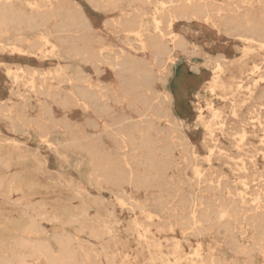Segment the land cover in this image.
<instances>
[{
	"label": "rangeland",
	"instance_id": "374dc122",
	"mask_svg": "<svg viewBox=\"0 0 264 264\" xmlns=\"http://www.w3.org/2000/svg\"><path fill=\"white\" fill-rule=\"evenodd\" d=\"M5 1L31 19L0 29V264H264V0H205L191 18L179 10L196 0ZM126 17L160 30L170 57ZM126 59L149 69L145 85Z\"/></svg>",
	"mask_w": 264,
	"mask_h": 264
},
{
	"label": "bare ground",
	"instance_id": "6f19581e",
	"mask_svg": "<svg viewBox=\"0 0 264 264\" xmlns=\"http://www.w3.org/2000/svg\"><path fill=\"white\" fill-rule=\"evenodd\" d=\"M35 1V0H34ZM53 1H55V0H53ZM46 2H48V3H51L52 2V0H46ZM57 2V1H56ZM66 2V1H65ZM74 2V1H73ZM113 2L114 1H112V0H93V4H94V6L98 9L99 8V6L100 5H102L103 7H105V8H107V6H112L113 7ZM37 3V2H36ZM44 3V2H43ZM76 3V2H75ZM161 3V2H160ZM172 3V2H171ZM180 3V2H179ZM183 3H184V1H183ZM205 3H206V1L205 0H196L195 2H193V3H190V4H185L182 8H180V10L179 11H186V12H184L183 14H186V17H187V15L190 17V16H201V14L203 15V11L204 12H206L207 11V9H206V7H205ZM181 4V3H180ZM31 5V4H30ZM40 5V4H39ZM173 5V4H172ZM212 5V4H211ZM45 6V5H44ZM129 6V5H128ZM154 7V6H153ZM219 7V6H218ZM38 7L36 6H32V8H31V11H34L35 9H37ZM78 8V7H77ZM48 9V8H47ZM156 9V8H155ZM165 9H167V8H165ZM99 10V9H98ZM212 10V9H211ZM262 10H264V9H262ZM48 11H65V13H66V11H70V14H72L71 13V11H74V10H72L70 7H68V6H66V5H61V4H58L56 7H54V8H51L50 10H48ZM155 11V10H154ZM168 11H172L171 9H168ZM76 12V11H75ZM138 12V11H137ZM157 12V11H156ZM50 13V12H49ZM62 13V12H61ZM60 13V14H61ZM131 13V12H130ZM158 13V12H157ZM207 13H209V12H207ZM44 14V13H43ZM78 14V13H77ZM77 14H75V15H77ZM124 14V13H123ZM162 14V13H161ZM52 15V14H51ZM62 15V14H61ZM79 15V14H78ZM128 15V14H127ZM141 15V14H140ZM145 15V14H144ZM45 16H47V15H44V16H42L41 17V19H42V21H44L43 19L45 18ZM137 16V15H136ZM56 17V16H55ZM60 17V16H59ZM121 17V16H120ZM125 17V16H124ZM169 17H170V15H169ZM174 18H175V16H173ZM230 17V16H229ZM22 18H24V20L26 19L27 21L28 20H30L31 18L29 17V15H26L25 13H23L22 12V10L21 9H16L15 7H13V5H12V3L11 2H8V1H1L0 2V29L2 28V27H5L6 25H8V23H10V22H12V21H16V22H20L21 20H22ZM50 17H48V19H49ZM61 18H63V17H61ZM71 18H72V16L71 15H69V14H66V15H64V18H63V20H64V22L65 21H68V20H71ZM74 18H76V17H74ZM191 18V17H190ZM33 19V18H32ZM52 19V18H51ZM56 19V18H55ZM54 19V20H55ZM82 19V18H81ZM121 19V18H120ZM219 19V18H218ZM45 20H46V18H45ZM73 20V19H72ZM154 20V19H153ZM175 20V19H174ZM223 20V19H222ZM46 21H48V20H46ZM49 21H51V20H49ZM57 21V20H56ZM143 21V20H142ZM231 21V20H230ZM80 22V21H79ZM109 22V21H108ZM160 22V21H159ZM169 22V21H168ZM40 23V22H39ZM38 23V24H39ZM74 23V22H73ZM77 23V22H76ZM120 23V22H119ZM157 23V22H156ZM210 23H212V22H210ZM32 24H33V22H32ZM35 24V23H34ZM47 24H48V22H47ZM55 24H56V22H55ZM66 24V23H65ZM67 24H72L71 22L70 23H67ZM83 24V23H82ZM121 24L123 25V27H124V29L127 31V32H129V33H131L132 35H134L137 39H138V41H140L142 44H143V46L144 47H146V46H148V47H150V45L151 46H153L154 47V52L156 53V55L158 56V55H166V56H169L170 57V53H171V51H172V47H170V46H168L167 44H165L164 43V41H163V39H162V34H161V32H160V30H157V32L155 33V34H153V35H151L150 36V32L145 28V26L144 25H146V24H142L141 23V21H139L138 19H136V18H133V17H126V18H124L123 20H122V22H121ZM160 24V23H159ZM43 25V24H42ZM46 25V24H45ZM62 26H63V24H62ZM69 25H67V27H68ZM73 26V25H72ZM255 26V25H254ZM60 27V26H59ZM85 27H87V26H85ZM150 27V26H149ZM154 27V26H153ZM46 28V27H45ZM75 28H76V26H75ZM148 28V27H147ZM231 28V27H230ZM43 29V28H42ZM73 29V28H72ZM123 29V28H122ZM157 29V28H156ZM217 29V28H216ZM237 29V28H236ZM63 30V29H62ZM65 30V29H64ZM68 30V29H67ZM82 29H80V31H81ZM84 30V29H83ZM86 30V29H85ZM91 30V29H90ZM79 31V30H78ZM89 31V30H88ZM125 32V31H124ZM231 32H233V30L231 31ZM253 31H251V33H252ZM42 33V32H41ZM75 33V32H74ZM78 33V32H77ZM85 33V32H84ZM220 33V32H219ZM242 33V32H241ZM89 34V33H88ZM92 34V33H91ZM113 34V33H112ZM257 34V33H256ZM74 35H76V34H74ZM86 35V37L85 38H87V34H85ZM50 36H51V34H50ZM49 36V37H50ZM77 36V35H76ZM179 36V35H178ZM259 36V35H258ZM256 37V36H255ZM45 38V37H44ZM236 38V37H235ZM240 38H243V39H245V40H247V41H252L253 39V37H240ZM46 39H47V37H46ZM53 39V38H52ZM60 39V38H59ZM83 39V38H82ZM81 39V40H82ZM173 39V38H172ZM68 40V39H67ZM80 40V41H81ZM84 40V39H83ZM87 40V39H86ZM103 40V39H102ZM260 40V39H259ZM14 41V40H13ZM38 41V40H37ZM48 41V40H47ZM74 41V40H73ZM258 41V40H257ZM257 41H256V43H257ZM128 42V41H127ZM262 42V44H263V41H261ZM9 43V42H8ZM72 43V42H71ZM177 43V42H176ZM182 43H184V41L182 42ZM7 44V43H6ZM13 44V43H12ZM130 44V43H129ZM10 45V44H9ZM127 45V44H126ZM179 45V44H178ZM183 45V44H182ZM54 46V45H53ZM78 46V45H77ZM131 46V45H130ZM137 46V45H136ZM174 46V45H173ZM179 47H180V45H179ZM182 47H184V46H182ZM193 47H195V46H193ZM8 48V47H7ZM61 48V47H60ZM86 48V47H85ZM87 48H88V46H87ZM90 48V47H89ZM104 48H106V47H104ZM104 48H103V50H104ZM110 48V47H109ZM133 48V47H132ZM75 49V48H74ZM88 50V49H87ZM90 50V49H89ZM109 51L107 48L105 49V51ZM121 50V49H120ZM134 50V49H133ZM58 51V50H57ZM75 51V50H74ZM86 51V50H85ZM91 51V50H90ZM90 51H88V52H90ZM105 51L103 52L104 54H105ZM81 52V51H80ZM83 52H84V50H83ZM112 52V51H111ZM122 52V51H121ZM195 52H198V51H195ZM77 53V52H76ZM82 53V52H81ZM86 53V52H85ZM100 53H101V51H100ZM108 53V52H107ZM75 54V53H74ZM79 54V53H78ZM110 54H113V53H110ZM193 54H194V52H193ZM200 54V53H199ZM101 55V54H100ZM114 55V54H113ZM37 56V55H36ZM68 56V55H67ZM83 56V55H82ZM98 56V55H97ZM124 56V55H123ZM194 56H196V54L195 55H193V57ZM197 56H198V54H197ZM221 56V55H220ZM40 57V56H39ZM105 57H106V55H105ZM212 57V56H211ZM219 57V56H218ZM223 57V56H222ZM225 57V56H224ZM77 58H79V57H77ZM82 58V57H81ZM103 58V57H102ZM117 58V57H116ZM115 58V59H116ZM130 58V57H129ZM175 58V57H174ZM205 58H207V57H205ZM215 58V57H214ZM61 59V58H60ZM218 59V58H217ZM220 59V58H219ZM225 59V58H224ZM78 60V59H77ZM86 60V59H85ZM84 60V61H85ZM94 60H96V59H94ZM105 60V59H104ZM117 60V59H116ZM205 60V59H204ZM211 60V58L209 59V61ZM214 60H216V59H214ZM223 60V59H222ZM92 61V60H91ZM212 61V60H211ZM219 61V60H218ZM98 62V61H97ZM108 62V61H107ZM136 62V61H135ZM82 63V62H81ZM85 63H87L86 61H85ZM165 63V62H164ZM214 63V62H213ZM227 63V62H226ZM101 64V63H100ZM105 64V63H104ZM108 63H106V65H107ZM122 69H123V71H127V72H129L132 76L133 75H140V77H141V80H143L144 78H145V81L143 82V85H145L146 84V79H148L149 78V76H150V71H149V69H146V68H142V67H138V66H135L136 64H134L131 60H128V59H126V60H124V61H122ZM142 64V63H141ZM144 64V63H143ZM202 64H204V63H202ZM211 64V63H210ZM87 65V64H86ZM221 65V64H220ZM227 65V64H226ZM225 65V66H226ZM204 66V65H203ZM224 66V65H223ZM61 67V66H60ZM219 67V65H217L216 66V68H218ZM78 69V68H77ZM208 69V68H207ZM66 70V69H65ZM64 70V71H65ZM79 70H80V68H79ZM61 71V70H60ZM59 71V72H60ZM63 71V70H62ZM81 71H82V69H81ZM55 72H56V69H55ZM55 72H54V74H55ZM58 72V73H59ZM50 73H51V71H50ZM57 73V72H56ZM78 73V72H77ZM84 73V72H83ZM42 74V73H41ZM40 74V75H41ZM68 74V73H67ZM80 74V73H79ZM160 74V73H159ZM252 74V73H251ZM12 75V74H11ZM59 75V74H58ZM80 75H82V72H81V74ZM84 75H86V74H84ZM83 75V76H84ZM231 75H233V74H231ZM14 76H15V74H14ZM32 76H36V75H32ZM31 76V77H32ZM38 76V75H37ZM54 76H56V74L55 75H53V77ZM83 76H81V77H83ZM87 76V75H86ZM97 76V75H96ZM167 76V75H166ZM252 76V75H251ZM262 76V75H261ZM52 77V76H51ZM59 77V76H58ZM139 77V76H138ZM41 78H44V77H41ZM46 78V77H45ZM68 78V77H67ZM251 78V77H250ZM262 78V77H261ZM39 79H40V77H39ZM57 79V78H56ZM216 79H217V77H215V79H213V83L215 84L216 83ZM249 79V78H248ZM47 80V79H46ZM83 80H84V78H83ZM83 80H81V82L83 81ZM86 80V79H85ZM85 80H84V83H85ZM88 80V79H87ZM249 80H251V79H249ZM50 81V80H49ZM48 81V82H49ZM72 81H73V79H72ZM40 82V81H39ZM81 82H80V84H81ZM87 82V81H86ZM91 82V81H90ZM137 82V81H136ZM24 83V82H23ZM33 83V82H32ZM45 83V82H44ZM69 83H70V81H69ZM98 83V82H97ZM132 83V82H131ZM48 84V83H47ZM71 84H72V82H71ZM128 84V83H127ZM40 85H42V84H40ZM73 85V84H72ZM87 85V84H86ZM77 86V85H76ZM87 86H89V85H87ZM91 86V85H90ZM99 86V85H98ZM103 86H104V84H103ZM108 86V85H107ZM33 87V86H32ZM42 87V86H41ZM73 87V86H72ZM86 87V86H85ZM92 87H93V85H92ZM99 87H101V85L99 86ZM109 87V86H108ZM142 87V86H141ZM152 87V86H151ZM28 88V87H27ZM145 88H146V86H145ZM19 89V88H18ZM88 89V88H87ZM87 89H85V90H87ZM90 89H91V87H90ZM102 89H103V87H102ZM106 89H107V87H106ZM137 89V88H136ZM263 89V88H262ZM34 90V89H33ZM32 90V91H33ZM36 90V89H35ZM42 90H43V88H42ZM78 90V89H77ZM85 90H82L83 92L85 91ZM97 90H98V87H97ZM105 90V89H104ZM109 90V89H108ZM133 90V89H132ZM125 91V90H124ZM141 91V90H140ZM152 91V90H151ZM260 91V90H259ZM49 92V91H48ZM51 92V91H50ZM55 92V91H54ZM59 92V91H58ZM62 92H64V91H62ZM79 92V91H78ZM90 92H92V90H90ZM153 92V91H152ZM255 92V91H254ZM261 92V91H260ZM38 93V92H37ZM36 93V94H37ZM41 93V92H40ZM61 93V92H60ZM69 93V92H68ZM101 93H103V90H102V92ZM100 93V94H101ZM108 93V92H107ZM136 93V92H135ZM23 94V93H22ZM49 95H50V93H48ZM71 94V93H70ZM69 94V95H70ZM84 94V93H83ZM104 94V93H103ZM112 94V93H111ZM21 95V94H20ZM34 95V94H33ZM66 95V94H65ZM68 95V94H67ZM74 95V94H73ZM132 95V94H131ZM169 95V94H168ZM258 95V94H257ZM30 96H31V94H30ZM43 96V95H42ZM71 96V95H70ZM75 96V95H74ZM85 96H86V94H85ZM87 96H88V94H87ZM95 96H97V94L95 95ZM94 96V97H95ZM100 96V95H99ZM103 96V95H102ZM105 96V95H104ZM107 96V95H106ZM109 96V95H108ZM149 96V95H148ZM151 96V95H150ZM156 96V95H155ZM251 96V95H250ZM260 96V95H259ZM36 97V96H35ZM81 97H83V95L81 96ZM80 97V98H81ZM89 97H90V95H89ZM94 97H93V99L92 100H94ZM116 97V96H115ZM114 97V98H115ZM75 98V97H74ZM73 98V99H74ZM85 98V97H84ZM83 98V99H84ZM113 98V97H112ZM155 98V97H154ZM261 98H262V96H261ZM22 100H23V98H21ZM50 99V98H49ZM70 98H68V100H69ZM76 99H78V98H76ZM95 99H96V97H95ZM98 99V98H97ZM100 99V98H99ZM103 99V98H102ZM147 99V98H146ZM263 99H264V97H263ZM263 99H260V101L262 100L263 101ZM41 100V99H40ZM67 100V99H66ZM82 100V99H81ZM106 100V99H105ZM118 100V99H117ZM151 100V99H150ZM168 100V99H167ZM173 100V99H172ZM24 101V100H23ZM74 101V100H73ZM83 101V100H82ZM99 101H101V99L99 100ZM107 101V100H106ZM109 102H110V100H108ZM253 101H255V100H253ZM252 101V102H253ZM259 101V102H260ZM62 102V101H61ZM70 102L71 101H69V104H70ZM102 102H103V100H102ZM147 102V101H146ZM152 102V101H151ZM35 103V102H34ZM45 103V102H44ZM65 104H66V102H64ZM83 103V102H82ZM89 103H91V102H89ZM99 103V102H98ZM148 103V102H147ZM40 104H41V102H40ZM76 104V103H75ZM79 104V103H78ZM84 105H85V103H83ZM252 104V103H251ZM36 105V104H35ZM49 105V104H48ZM73 105V104H72ZM77 105V104H76ZM76 105H75V108H76ZM82 105V104H81ZM87 105V104H86ZM85 105V106H86ZM257 105V104H256ZM70 106V105H69ZM80 106V105H79ZM84 106V108H86ZM173 106V105H172ZM240 106V105H239ZM35 107V106H34ZM62 107V106H61ZM67 107H68V105H67ZM237 107V106H236ZM250 107V106H249ZM69 108V107H68ZM83 108V109H84ZM97 108V107H96ZM104 108V107H103ZM103 108H101V109H103ZM106 108V107H105ZM109 108V107H108ZM255 108V107H254ZM257 108H259V106L257 107ZM0 109H1V107H0ZM12 109V108H11ZM52 109V108H51ZM82 109V110H83ZM113 109V108H112ZM256 109V108H255ZM88 110V109H87ZM100 110V109H99ZM107 111L106 112H108L109 110L108 109H106ZM168 110V106H166L165 108H164V111H167ZM24 111V110H23ZM53 111V110H52ZM105 111V110H104ZM7 112V111H6ZM103 112V110L101 111V113ZM251 112V111H250ZM249 112V113H250ZM256 112V111H255ZM17 113V112H16ZM15 113V114H16ZM105 113V112H104ZM110 113H112V112H110ZM154 113V112H153ZM167 113V112H166ZM49 114V113H48ZM45 115V114H44ZM52 115H53V113H52ZM109 115V114H108ZM223 115V114H222ZM261 115V114H260ZM259 115V116H260ZM54 116V115H53ZM164 116V115H163ZM26 117H28V116H26ZM115 117V116H114ZM229 117V116H228ZM240 117V116H239ZM251 117V116H250ZM261 117V116H260ZM17 118V117H16ZM24 118V117H23ZM126 118V117H125ZM225 118V117H224ZM223 118V119H224ZM52 119H53V117H52ZM229 119H231V118H229ZM263 119V118H262ZM23 120V119H22ZM124 120V119H123ZM159 120V119H158ZM176 120V119H175ZM246 120V119H245ZM244 120V121H245ZM249 120V119H248ZM264 120V119H263ZM25 121V120H24ZM37 121V120H36ZM238 121V120H237ZM240 121V120H239ZM29 122V121H28ZM34 122V121H33ZM33 122H32V124H33ZM38 122V121H37ZM67 122V121H66ZM153 122V121H152ZM166 122V121H165ZM178 122V121H177ZM177 122H175V123H177ZM182 122V121H181ZM180 122V123H181ZM220 122V121H219ZM22 123V122H21ZM26 123V122H25ZM48 123V122H47ZM62 123V122H61ZM71 123V122H70ZM147 123V122H146ZM239 123V122H238ZM121 124H122V120H121ZM227 124V123H226ZM234 124V123H233ZM241 124H242V122H241ZM246 124V123H245ZM21 125V124H20ZM53 125H54V123H53ZM64 125H65V123H64ZM91 125H93V124H91ZM104 125V124H103ZM118 125H120L119 123H118ZM154 125V124H153ZM178 125V124H177ZM216 125V124H215ZM225 125V124H224ZM230 125H232V124H230ZM248 125V124H247ZM260 125V124H259ZM258 125V126H259ZM264 125V124H263ZM25 126V125H24ZM24 126H23V128H24ZM30 126H31V124H30ZM34 126V125H33ZM175 126V125H174ZM180 126V125H179ZM188 126V125H187ZM233 126V125H232ZM231 126V129L233 128ZM245 126V125H244ZM20 127V126H19ZM120 127V126H119ZM235 127V126H234ZM237 127V126H236ZM253 127V126H252ZM261 127V126H260ZM93 128V127H92ZM117 128V127H116ZM183 128V127H182ZM195 128V127H194ZM227 128V127H226ZM243 128V127H242ZM29 129V128H28ZM68 129V128H67ZM72 129V128H71ZM70 129V130H71ZM73 129H75V128H73ZM127 129V128H126ZM133 129H135V128H133ZM148 129V128H147ZM173 129V128H172ZM171 129V130H172ZM228 129V128H227ZM236 129V128H235ZM15 130V129H14ZM32 130V129H31ZM149 130V129H148ZM237 130V129H236ZM259 130V129H258ZM257 130V131H258ZM262 130V129H261ZM24 130L22 129V132H23ZM29 131V130H28ZM165 131V130H164ZM230 131H232V130H230ZM237 131H239V130H237ZM244 131V130H243ZM71 132V131H70ZM142 132V131H141ZM150 132V131H149ZM225 132V131H224ZM229 132V131H228ZM236 132V131H235ZM40 133V132H39ZM114 133V132H113ZM122 133H124V132H122ZM183 133V132H182ZM232 133V132H231ZM238 133V132H237ZM258 133H260V132H257V137H258ZM26 134H27V132H26ZM47 134H49V133H47ZM72 134V133H71ZM81 134V133H80ZM139 134V133H138ZM185 134V133H184ZM183 134V135H184ZM229 134V133H228ZM246 134V133H245ZM150 135V134H149ZM164 135V134H163ZM231 135H233V134H231ZM255 135V134H254ZM49 136V135H48ZM76 136V135H75ZM94 136V135H93ZM132 136V135H131ZM256 136V135H255ZM41 137V136H40ZM90 137V136H89ZM125 137V136H124ZM152 137V136H151ZM179 137V136H178ZM185 137V136H184ZM187 137V136H186ZM251 137V136H250ZM48 138V137H47ZM50 138V137H49ZM48 138V139H49ZM83 138V137H82ZM93 138V137H92ZM147 138V137H146ZM177 138V137H176ZM175 138V139H176ZM183 138V137H182ZM256 138V137H255ZM48 139H47V141H48ZM73 139H74V137H73ZM90 138H88V140H89ZM143 139V138H142ZM148 139V138H147ZM169 139H171V138H169ZM178 139V138H177ZM236 139V138H235ZM85 140V139H84ZM83 140V141H84ZM86 140H87V138H86ZM85 140V141H86ZM98 140V139H97ZM128 140V139H127ZM166 140H167V138H166ZM212 140V139H211ZM40 141H42V140H40ZM74 141V140H73ZM73 141H71V143H72V145H73ZM82 141V142H83ZM179 141V140H178ZM45 142V141H44ZM66 142V141H65ZM82 142H81V144H82ZM124 142V141H123ZM150 142V141H149ZM155 142H157L156 140H155ZM189 142V141H188ZM213 142V141H212ZM221 142V141H220ZM62 143V141L60 142V144ZM117 143H118V141H117ZM141 143V142H140ZM146 143V142H145ZM164 143V142H163ZM187 143V142H186ZM245 143V142H244ZM47 144V143H46ZM51 145L50 146H52V143H50ZM69 144V143H68ZM74 144H76V143H74ZM80 144V145H81ZM91 144V143H90ZM123 144H125V143H123ZM137 144V143H136ZM152 144H153V142H152ZM151 144V145H152ZM70 145V144H69ZM83 145V144H82ZM145 145V144H144ZM149 145V144H148ZM175 145V144H174ZM179 145V144H178ZM182 145V144H181ZM189 145H191V144H189ZM246 145V144H245ZM260 145V144H259ZM48 146V145H47ZM79 146V145H78ZM92 146H93V144H92ZM142 146V145H141ZM183 146V145H182ZM242 146V145H241ZM49 147V146H48ZM77 147V146H76ZM139 147V146H138ZM153 147H154V145H153ZM192 147V146H191ZM215 147V146H214ZM216 147H217V145H216ZM215 147V148H216ZM51 148V147H50ZM55 148V150L57 149L56 147H53V149ZM81 148V147H80ZM86 148L87 147H85V150H86ZM92 148V147H91ZM173 148V147H172ZM174 148H175V146H174ZM83 149V148H82ZM96 149V148H95ZM128 149V148H127ZM144 149H145V147H144ZM155 149V148H154ZM182 149H184V148H182ZM81 150V149H80ZM101 150V149H100ZM160 149H158V151H159ZM186 150V149H185ZM184 150V151H185ZM96 151V150H95ZM154 151V150H153ZM169 151V150H168ZM231 151V150H230ZM55 152V151H54ZM57 152V151H56ZM83 152V151H82ZM107 151H105V153H106ZM133 152H134V149H133ZM143 152V151H142ZM148 152V151H147ZM185 152H187V151H185ZM192 152V151H191ZM242 152V151H241ZM87 153V152H86ZM94 152H92V154H93ZM126 153V152H125ZM145 153V152H144ZM189 153V152H188ZM231 153V152H230ZM41 154V153H40ZM97 154V153H96ZM199 154V153H198ZM66 155V154H65ZM106 155V154H105ZM136 155V154H135ZM166 155H168V154H166ZM174 155V154H173ZM187 155V154H186ZM189 155V154H188ZM60 156V155H59ZM62 156V155H61ZM79 156V155H78ZM93 156V155H92ZM95 156H97V155H95ZM102 156V155H101ZM128 156V155H127ZM154 156V155H153ZM171 156V155H170ZM58 157V156H57ZM71 157V156H70ZM94 157V156H93ZM98 157V156H97ZM107 157V156H106ZM109 157V156H108ZM135 157V156H134ZM141 157V156H140ZM162 157V156H161ZM172 157V156H171ZM60 158H62V157H59V159ZM64 158V157H63ZM65 158H67V155H66V157ZM90 158V157H89ZM112 158V157H111ZM167 158V157H166ZM189 158H190V156H189ZM195 158H197V157H195ZM221 158V157H220ZM255 158V157H254ZM25 159V158H24ZM70 159V158H69ZM93 159V158H92ZM91 159V160H92ZM101 159V158H100ZM102 159H103V156H102ZM126 159V158H125ZM124 159V160H125ZM155 159H156V157H155ZM164 159V158H163ZM162 159V160H163ZM45 160V159H44ZM112 160V159H111ZM127 160V159H126ZM129 160V159H128ZM159 160V159H158ZM175 160V159H174ZM66 161V160H65ZM102 161V162H101ZM100 162H101V164H103V160H101ZM117 161V160H116ZM134 161V160H133ZM138 161V160H137ZM190 161H192V160H190ZM194 161V160H193ZM66 162H68V161H66ZM99 162V161H98ZM106 162V161H105ZM114 162V161H113ZM122 162V161H121ZM132 162V161H131ZM141 162V161H140ZM149 162V161H148ZM187 162V161H186ZM38 163H39V161H38ZM92 163H94V162H92ZM135 163V162H134ZM152 163V162H151ZM196 163V162H195ZM109 164V163H108ZM117 164V163H116ZM120 164V163H119ZM167 164H168V161H167ZM171 164V163H170ZM174 164V163H173ZM93 166H94V164H92ZM130 165V164H129ZM150 165V164H149ZM152 165V164H151ZM154 165H156V163L154 164ZM158 165V164H157ZM119 166V165H118ZM125 166V165H124ZM142 166V165H141ZM186 166V165H185ZM193 166V165H192ZM258 166V165H257ZM89 167V166H88ZM95 167V166H94ZM110 167V166H109ZM112 167V166H111ZM169 167V166H168ZM93 168V167H92ZM98 168H100L99 166H98ZM117 168V167H116ZM126 168V167H125ZM150 168V167H149ZM151 168H153V167H151ZM150 168V169H151ZM174 168V167H173ZM262 168V167H261ZM112 169H113V167H112ZM121 170H122V165H121V168H120ZM127 169V168H126ZM130 169V168H129ZM165 169H168V168H165ZM241 169V168H240ZM102 170V169H101ZM169 170V169H168ZM97 171H98V169H97ZM100 171V170H99ZM104 171V170H103ZM115 171V170H114ZM157 171V170H156ZM171 171V170H170ZM242 171V170H241ZM80 172V171H79ZM105 172V171H104ZM103 172V173H104ZM110 171L108 170V173H109ZM121 172V171H120ZM77 173V172H76ZM95 173H97V172H95ZM102 173V174H103ZM160 173V172H159ZM181 173V172H180ZM259 173V172H258ZM98 174V173H97ZM113 174V173H112ZM116 174V173H115ZM93 175V174H92ZM121 175V174H120ZM119 175V176H120ZM123 175V174H122ZM124 175H126L125 173H124ZM186 175V174H185ZM99 176V175H98ZM137 176V178H138V174L136 175ZM142 176V175H141ZM238 176H239V174H238ZM96 177V176H95ZM105 177V176H104ZM110 177V176H109ZM140 177V176H139ZM156 177H157V174H156ZM175 177V176H174ZM182 177V176H181ZM186 177V176H185ZM110 178H112V177H110ZM115 178V177H114ZM129 178V177H128ZM136 178V179H137ZM149 178V177H148ZM97 179V178H96ZM103 179V178H102ZM171 179V178H170ZM188 179V178H187ZM195 179V178H194ZM113 180V179H112ZM112 180H110V181H112ZM120 180V179H119ZM178 180V179H177ZM200 180V179H199ZM249 180V179H248ZM97 181V183H98V180H96ZM101 181H103V180H101ZM109 181V180H108ZM116 181V180H115ZM126 181V180H125ZM144 181H145V179H144ZM149 181V180H148ZM189 181V180H188ZM190 181H191V179H190ZM246 181V180H245ZM256 181V180H255ZM260 181V180H259ZM258 181V182H259ZM261 181H264V180H261ZM104 182V181H103ZM102 182V183H103ZM132 182V181H131ZM181 182H183L182 181V179H181ZM216 182V181H215ZM214 182V183H215ZM231 182V181H230ZM111 183V182H110ZM125 183V182H124ZM126 183H127V181H126ZM139 183V182H138ZM146 184H147V181L145 182ZM160 183V182H159ZM188 183V182H187ZM211 183H212V181H211ZM248 183H250V182H248ZM247 183V184H248ZM90 184V183H89ZM96 184V183H95ZM100 184V183H99ZM107 184V183H106ZM114 184V183H113ZM112 184V185H113ZM116 184V183H115ZM121 184V183H120ZM129 184H131V183H129ZM156 184V183H155ZM170 184V183H169ZM171 184H172V182H171ZM182 184V183H181ZM191 184V183H190ZM264 184V183H263ZM91 185V184H90ZM98 185V184H97ZM136 185V184H135ZM140 185V184H139ZM179 185H180V183H179ZM187 185V184H186ZM195 185V184H194ZM234 185H235V183H234ZM245 185H246V183H245ZM258 185H259V183H258ZM145 186V185H144ZM175 186V185H174ZM196 186H197V183H196ZM219 186V185H218ZM217 186V187H218ZM221 186V185H220ZM231 186V185H230ZM229 186V187H230ZM263 186V185H262ZM92 187V186H91ZM98 187V186H97ZM109 187H111V186H109ZM114 187V186H113ZM120 187V186H119ZM143 187V186H142ZM158 187V186H157ZM169 187V186H168ZM206 187V186H205ZM213 187V186H212ZM145 188V187H144ZM150 188V187H149ZM167 188V187H166ZM196 188H198V187H196ZM200 188V187H199ZM209 188V187H208ZM234 188H236V187H234ZM259 188V187H258ZM262 188H264V187H262ZM261 188V189H262ZM148 189V188H147ZM190 189V188H189ZM204 189V188H203ZM202 189V190H203ZM224 189V188H223ZM232 189V188H231ZM230 189V190H231ZM237 189V188H236ZM249 189V188H248ZM120 190V189H119ZM149 190V189H148ZM152 190V189H151ZM184 190V189H183ZM250 190V189H249ZM168 191V190H167ZM199 191V190H198ZM228 191H229V189H228ZM237 191V190H236ZM244 191V190H243ZM169 192V191H168ZM168 192H167V194H168ZM180 192V191H179ZM231 192H233V191H231ZM257 192V191H256ZM125 193V192H124ZM237 193H239V192H237ZM254 193V192H253ZM87 194H88V192H87ZM123 194V193H122ZM146 194V193H145ZM144 194V195H145ZM255 194V193H254ZM263 194V193H262ZM77 195V194H76ZM191 195V194H190ZM189 195V196H190ZM230 195V194H229ZM242 195V194H241ZM256 195V194H255ZM264 195V194H263ZM263 195H262V197H263ZM88 196H89V194H88ZM126 196V195H125ZM177 196V195H176ZM182 196V195H181ZM184 196V195H183ZM87 197V196H86ZM152 197H154V196H152ZM191 197V196H190ZM207 197V196H206ZM216 197V196H215ZM230 197V196H229ZM232 197V196H231ZM97 198V197H96ZM117 198V197H116ZM181 198V197H180ZM193 197H191V199H192ZM227 198V197H226ZM264 198V197H263ZM119 199V198H118ZM129 199V198H128ZM162 199V198H161ZM177 199V198H176ZM196 199V198H195ZM204 199V198H203ZM247 199V198H246ZM260 200H261V197L259 198ZM134 200V199H133ZM167 200H169V199H167ZM188 200V199H187ZM206 200V199H205ZM210 200V199H209ZM220 200V199H219ZM228 200V199H227ZM98 201V200H97ZM136 201V200H135ZM158 201H160L159 199H158ZM182 201V200H181ZM197 201V200H196ZM207 201V200H206ZM211 201V200H210ZM241 201H242V199H241ZM244 201V200H243ZM264 201V200H263ZM129 202V201H128ZM138 202V201H137ZM162 202V201H161ZM175 202V201H174ZM225 202V201H224ZM229 202V201H228ZM227 202V203H228ZM235 202H236V200H235ZM247 202V201H246ZM102 203V202H101ZM153 203H155V202H153ZM201 203V202H200ZM203 203V202H202ZM201 203V204H202ZM221 203V202H220ZM241 203H243V202H241ZM164 204V203H163ZM167 204V203H166ZM175 204V203H174ZM193 204V203H192ZM195 204V203H194ZM160 205V204H159ZM237 205V204H236ZM245 205H246V203H245ZM251 205V204H250ZM134 206H136V205H134ZM142 206H143V204H142ZM170 206H172L171 204H170ZM194 206H197V205H194ZM225 206V205H224ZM161 207H163V206H161ZM192 207V206H191ZM219 207V206H218ZM226 207V206H225ZM155 208V207H154ZM165 208V207H164ZM167 208V207H166ZM172 208H173V206H172ZM183 208V207H182ZM204 208V207H203ZM227 208V207H226ZM225 208V209H226ZM254 208V207H253ZM170 209V208H169ZM179 209V208H178ZM258 209V208H257ZM163 210V209H162ZM167 210V209H166ZM197 210V209H196ZM243 210V209H242ZM248 210V209H247ZM252 210V209H251ZM83 211V210H82ZM159 211V210H158ZM157 211V212H158ZM175 211H177L176 209H175ZM187 211V210H186ZM190 211H191V209H190ZM189 211V212H190ZM195 211V210H194ZM214 211V210H213ZM161 212V211H160ZM219 212V211H218ZM234 212V211H233ZM232 212V213H233ZM239 212H240V210H239ZM246 212V211H245ZM263 212V211H262ZM262 212H261V216H262ZM85 213H86V211H85ZM212 213V212H211ZM258 213H259V211H258ZM172 214H173V212H172ZM197 214V213H196ZM215 214V213H214ZM221 214V213H220ZM251 214V213H250ZM88 215V214H87ZM243 215V214H242ZM254 215H255V213H254ZM156 216H158L157 215V213H156V215H155V217ZM171 216V215H170ZM175 216V215H174ZM183 216V215H182ZM217 216V215H216ZM229 216V215H228ZM231 216V215H230ZM253 216V215H252ZM251 216V217H252ZM258 216V215H257ZM257 216H256V219H257ZM159 217V216H158ZM179 217V216H178ZM177 217V218H178ZM195 217V216H194ZM222 217V216H221ZM151 218V217H150ZM176 218V217H175ZM190 218V217H189ZM248 218H249V216H248ZM260 218V217H259ZM97 219V218H96ZM158 219H160V217L158 218ZM203 219V218H202ZM242 219V218H241ZM251 219V218H250ZM163 220V219H162ZM162 220H160V221H162ZM175 220V219H174ZM193 220H194V218H193ZM201 220V219H200ZM215 220V219H214ZM255 220V219H254ZM253 220V221H254ZM166 221V220H165ZM164 220H163V222H165ZM219 221H220V218H219ZM259 221V220H258ZM82 222V221H81ZM181 222V221H180ZM151 223V222H150ZM154 223V222H153ZM162 223V222H161ZM199 223H201V222H199ZM258 223V222H257ZM140 224V223H139ZM149 224V223H148ZM160 224V223H159ZM222 224V223H221ZM230 224V223H229ZM195 226H196V224H194ZM224 225V224H223ZM223 225H222V228H223ZM254 225V224H253ZM187 226V225H186ZM189 226V225H188ZM227 226V225H226ZM182 227V226H181ZM185 227V226H184ZM191 227V226H190ZM253 228H251V229H254V226H252ZM195 228V227H194ZM203 228H204V226H203ZM231 228V227H230ZM236 229V228H235ZM182 230V229H181ZM191 231V230H190ZM247 231V230H246ZM193 233H194V230H193ZM242 233V232H241ZM144 234V233H143ZM243 234V233H242ZM141 235V234H140ZM196 235V234H195ZM254 235V234H253ZM258 235V234H257ZM263 235V234H262ZM261 235V236H262ZM199 236H200V234H199ZM233 237V236H232ZM241 237V236H240ZM263 237V236H262ZM23 242H24V239H23ZM164 242V241H163ZM177 242V241H176ZM248 242V241H247ZM262 243V242H261ZM242 244H244V243H242ZM248 245H249V243H247ZM199 245H200V243H199ZM240 245V244H239ZM245 245V244H244ZM246 247V246H245ZM178 248H179V245H178ZM263 248V247H262ZM41 248H38L37 249V251H39ZM180 250H182V248H179ZM197 249V248H196ZM243 249V248H242ZM34 250H36L35 248H34ZM33 250V251H34ZM41 250H43L44 252H48V248H42ZM36 251V252H37ZM180 252V251H179ZM194 252H196L195 250H194ZM17 261L19 262V264H25V261H24V258L22 257V256H18L17 257ZM174 261H175V259H174ZM213 261V260H212ZM174 263V262H173ZM202 263H203V261H202ZM229 263V262H228Z\"/></svg>",
	"mask_w": 264,
	"mask_h": 264
}]
</instances>
